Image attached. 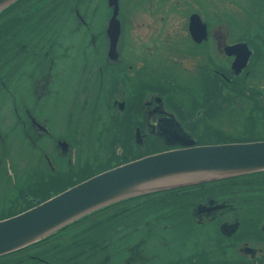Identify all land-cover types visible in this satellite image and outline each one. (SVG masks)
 <instances>
[{"label": "flooded vegetation", "instance_id": "obj_1", "mask_svg": "<svg viewBox=\"0 0 264 264\" xmlns=\"http://www.w3.org/2000/svg\"><path fill=\"white\" fill-rule=\"evenodd\" d=\"M36 1L19 3L0 22V170L13 178L1 111L6 99L17 141L43 140L54 152L42 153L48 174L20 189L17 205L0 219L47 200L55 181L74 183L164 150L163 140L180 146L184 139L195 145L217 137L264 140L256 131L242 138L213 123L239 103L251 117L264 116V0H118L113 47L107 30L114 9L107 0L92 20L89 0H46L43 19ZM63 16L52 32L49 24ZM80 33L88 35L82 61L71 58L75 50L62 49L68 35ZM59 58L66 69L55 68ZM94 107L106 108L110 156L83 166L80 146L94 133L86 118ZM221 182L132 198L0 264H264V180ZM252 192L256 203L245 200Z\"/></svg>", "mask_w": 264, "mask_h": 264}, {"label": "water", "instance_id": "obj_2", "mask_svg": "<svg viewBox=\"0 0 264 264\" xmlns=\"http://www.w3.org/2000/svg\"><path fill=\"white\" fill-rule=\"evenodd\" d=\"M21 0H0V14ZM107 34L113 47L120 25L118 0ZM264 171V141L183 147L149 155L100 173L53 198L0 221V257L26 248L115 203Z\"/></svg>", "mask_w": 264, "mask_h": 264}, {"label": "rangeland", "instance_id": "obj_3", "mask_svg": "<svg viewBox=\"0 0 264 264\" xmlns=\"http://www.w3.org/2000/svg\"><path fill=\"white\" fill-rule=\"evenodd\" d=\"M90 1V10H88V14L92 17H94V14H97V10H99V4L101 3L100 0H89ZM105 4V3H104ZM105 7H107L105 5ZM64 19L60 18V21L57 23V21L52 20V23L49 24L50 30L56 31V29L59 28V25H61V21ZM105 23V22H104ZM56 33V32H55ZM77 36V38H76ZM88 38V35L85 33H80L79 38L78 35L72 34L68 35L66 40H63V44L65 45L62 47V49H66V46L70 51L75 50L74 54L71 58H79L81 61V53L83 51L84 43L86 39ZM62 51L59 50V53ZM86 61V60H85ZM69 62V61H68ZM62 64V66H61ZM86 65V62H84V66ZM66 61L64 65V60L59 58L56 69H66ZM72 67L70 64L67 69ZM71 69V68H70ZM260 82L264 84V77H260ZM12 90V88H11ZM7 94L5 93L4 96ZM236 100V98H234ZM228 109V108H227ZM233 111H231L229 114L225 111H220L216 115H214L213 123L215 126L219 128H225V130L233 134L237 137L242 138H249L251 137V131L252 133L256 131V135L253 134L255 137H264V116L262 114H257L255 116H250V108L246 104L245 107L241 105L240 103L236 105L234 108H232ZM46 110V109H43ZM3 111V114L6 118L5 121V128L8 130L9 133V150H7L10 161L12 163V168L14 170L13 178L9 176L8 173H6L3 168L0 170V215L3 213H6L9 211L10 207H15L17 205V197H18V191L20 189L25 188L29 182L34 180H40L42 179V175H47V169L41 165V162H44V153L45 150H48L49 143L44 141H40L37 146L35 145H25L23 140L17 141L16 132L9 131V127L12 126L13 119H12V106L11 103L8 101V99L5 100L3 108L1 109ZM47 111V110H46ZM48 112V111H47ZM59 114V113H58ZM44 116L49 117L47 113L44 114ZM87 120L90 121V128L94 131L92 135H88L86 139L82 140V145L80 146V160L79 163L81 165H91L94 166L96 164H104L107 162V159L110 156V143L113 138L109 136H105L104 134V128H106V131H112L109 125V118L106 113V108L103 107H94L89 108L88 112L86 114ZM102 121H105L107 126H104ZM59 119L54 118L53 119V126L59 127ZM109 125V126H108ZM256 129V130H255ZM247 131H250V133H244ZM8 135V134H7ZM112 133H110V136ZM43 142V143H42ZM20 147V153L18 152V148ZM52 143L50 144L49 148V155L52 154L54 151L51 149ZM3 150H0V156H2ZM52 158H54L56 161L59 157H57V154H53ZM60 162V161H59ZM60 167H64V165L61 163ZM14 181V182H12ZM249 197L250 199H253L256 197V194L253 196L252 193H248L245 196ZM256 203V199L252 201V203ZM260 207H264L262 203L259 204ZM254 206V204H253ZM258 209V208H257ZM254 210H256V207H254ZM264 210V209H263ZM263 210H260L262 212ZM202 248L207 250L206 245H202ZM156 254H160L161 252L158 250ZM165 254V260L168 259L169 253L164 251ZM126 259L127 256L123 255L122 259ZM161 259V258H160ZM158 262L155 261V263Z\"/></svg>", "mask_w": 264, "mask_h": 264}, {"label": "trees", "instance_id": "obj_4", "mask_svg": "<svg viewBox=\"0 0 264 264\" xmlns=\"http://www.w3.org/2000/svg\"><path fill=\"white\" fill-rule=\"evenodd\" d=\"M24 1H26V0H21L18 3H15V4L11 5L8 9L4 10L0 14V22L3 21L8 16H10L12 14V12L14 11L15 7L19 3H23ZM45 3H46V0L45 1L44 0H37L36 1V4L39 6V8L37 10L38 13H39L38 16H40L41 19H43L45 17V10H44L45 9V6H46ZM4 30H5V25L0 24V36H2ZM214 136H217V134L214 135ZM163 141L165 142L164 143V147H165L164 150H159L157 152L147 151V152H145L142 155H138V156L132 157L130 159H128V158L125 159V161H121L117 166L122 165V164L127 163V162H130V161H134L136 159H139V158L144 157V156H147V155H151L152 153L155 154V153L163 152V151H166V150H169V149L176 148L178 146L176 143H169L166 140H163ZM234 142H241V141H239V140H233V139L225 138V137H217V138H215L213 140H207V141H205V140H198V144H223V143H234ZM101 172H103V171H101ZM101 172H97L96 174L101 173ZM96 174H93V175L88 174L87 177H85L84 179L78 180L77 182H74V183H70L69 182L68 184H66V183H60V182H56L55 181L50 186V192L52 193V195L50 194L46 199H48L49 197L51 198V197H53V196H55V195H57V194L65 191V190H67L68 188H70V187H72V186H74V185H76L78 183H81V182L87 180L88 178H90V177H92V176H94ZM246 179L264 180V171L263 172H258V173H253V174H248V175H244V176H238V177H234V178H230V179H226V180H223L221 183H226V182H231V181H243V180H246ZM130 200L131 199L125 200L123 202L114 204L112 206L106 207V208L101 209V210H98V211H96V212H94V213H92V214H90V215H88V216H86V217H84V218H82V219H80V220H78V221H76V222L68 225L67 227L63 228L62 230L56 232L55 234L50 235L49 237L41 240L40 242H38L36 244H39L41 242H44V241H46V240H48V239H50L52 237H55V236H58V235H62L64 232L67 233L70 229L75 228L76 226H80L83 222H86V221L91 220L92 218H94V216H96L99 213H102L104 210H106L108 208H111L113 206H116L118 204H122V203L128 202ZM35 205H36L35 203L34 204H31V205H29L27 207V209H25V210H23L21 212H24V211H26V210L34 207ZM21 212H18L17 214H19ZM17 214L13 213L12 215L14 216V215H17ZM29 247H26L24 249H21L19 251L14 252V253H11V254L2 256V257H0V260H6L8 258H11L12 256L17 255L19 252L24 251V250L28 249Z\"/></svg>", "mask_w": 264, "mask_h": 264}]
</instances>
